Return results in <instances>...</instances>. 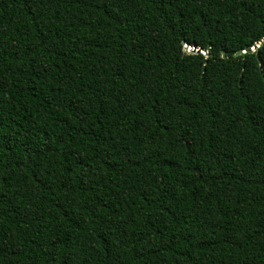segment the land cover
I'll list each match as a JSON object with an SVG mask.
<instances>
[{"label": "trees", "instance_id": "obj_1", "mask_svg": "<svg viewBox=\"0 0 264 264\" xmlns=\"http://www.w3.org/2000/svg\"><path fill=\"white\" fill-rule=\"evenodd\" d=\"M0 264H264V0H0Z\"/></svg>", "mask_w": 264, "mask_h": 264}, {"label": "water", "instance_id": "obj_2", "mask_svg": "<svg viewBox=\"0 0 264 264\" xmlns=\"http://www.w3.org/2000/svg\"><path fill=\"white\" fill-rule=\"evenodd\" d=\"M254 49V48H253ZM193 50H197V51H199V49H196V48H193ZM226 55V53H224V56Z\"/></svg>", "mask_w": 264, "mask_h": 264}, {"label": "rangeland", "instance_id": "obj_3", "mask_svg": "<svg viewBox=\"0 0 264 264\" xmlns=\"http://www.w3.org/2000/svg\"><path fill=\"white\" fill-rule=\"evenodd\" d=\"M188 49H189V47H188Z\"/></svg>", "mask_w": 264, "mask_h": 264}, {"label": "built area", "instance_id": "obj_4", "mask_svg": "<svg viewBox=\"0 0 264 264\" xmlns=\"http://www.w3.org/2000/svg\"><path fill=\"white\" fill-rule=\"evenodd\" d=\"M190 48V47H189Z\"/></svg>", "mask_w": 264, "mask_h": 264}]
</instances>
